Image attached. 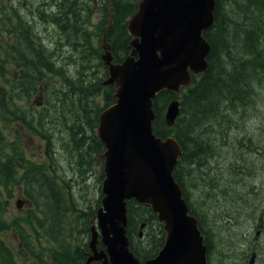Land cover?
I'll list each match as a JSON object with an SVG mask.
<instances>
[{
    "label": "trees",
    "instance_id": "1",
    "mask_svg": "<svg viewBox=\"0 0 264 264\" xmlns=\"http://www.w3.org/2000/svg\"><path fill=\"white\" fill-rule=\"evenodd\" d=\"M83 3L84 11L80 16L77 18L66 16L65 19L66 22L71 21L70 30L65 32L67 37L65 43L73 44L76 49L80 44L84 46L82 55L84 62L79 70L78 79H71L67 72L63 71L62 63L55 62L56 57L51 56L45 48L40 35L31 30V23L25 15L19 14L11 6L0 8V32L11 37L7 41L0 38V63L8 66L17 62L20 69L18 81L11 86V89H3L0 86V137L3 139V144L0 143L2 144L0 145V233L12 230L18 237V245H20L12 249L0 235V264H26L15 259L17 254L22 255L25 261L31 259L36 264H85L89 252L90 218L100 206L101 192L96 209H93L94 213L88 216L91 212L85 213L84 208L74 199L72 192L58 183L57 174L49 175L47 164L25 159V150L19 143L21 140L10 145L6 143L1 133L10 124L19 121V126L45 139L47 142L45 150L54 162L52 156L55 147L54 137L52 139L54 128L50 124H44V114L50 107L53 111L51 115L58 116L54 117L57 123L59 120L64 122L67 114L70 115L73 123L67 128L72 148L70 147L68 151L69 154L76 155L74 162L79 166L91 162V153H101L104 150V145L98 140L96 133L98 115L113 102L112 93L115 87L101 84L107 77L106 67L101 60L99 65L104 69L103 78L98 77L95 83L87 82V70L90 67L88 60L94 58V53L99 57L102 52V34L100 35L102 31L98 34L100 49H97V44L92 45L88 32H85V16L91 14L87 11L91 8L90 0H84ZM136 7L137 0L128 2L112 0L110 10L101 15L102 19L105 18V22H101L103 25L100 29L106 28V42L111 46L114 61H122L130 50L128 44L131 37L126 29V18ZM38 12L42 20L48 18L42 9ZM111 13L114 17L111 25L108 26ZM235 15H239L241 20H234ZM213 16V25L204 31L206 39L211 44L207 56V72L194 78L192 85L180 94L166 89L160 91L153 99L155 117L152 121V131L156 136L162 138L173 136L182 148V154L173 169V176L181 188L189 213L197 218L198 226L204 234L209 264H213L215 255L226 252L223 248L213 245L211 230L203 226L204 217L199 211V205H193L190 201L189 191L202 187L204 193L205 188L211 189L217 186L215 175L218 170H214L212 166L208 167V161L212 163L219 148L226 146L228 142L226 133L232 122L231 116L238 113L239 106H247L249 103L247 99L256 92L258 84L259 86L264 84L261 83L264 81V0H215ZM52 18L55 20L54 17ZM118 21L120 23L116 25ZM242 22L246 26L240 27ZM77 26H81L83 32L82 43L75 38L79 36ZM235 40L242 42L243 52L252 55L250 59L252 65L239 67L240 70L231 67L230 59L234 56L233 41ZM66 52L72 54L70 48ZM255 52H259L256 54V59L253 57ZM234 61L239 64L235 59ZM80 64L74 66L78 68ZM7 71L8 68L2 69L3 73ZM47 73L61 77L62 87L53 89V82L48 84L42 82ZM12 91H18V94L13 95ZM51 92H59L58 95L62 97L58 102L61 104L50 105ZM100 92L104 94L102 105L96 101V95ZM173 97L180 100V112L173 125L168 126L164 121V112ZM38 98L43 103L39 107L42 110L37 115H30L19 105V100L26 99V104L34 107V99L38 100ZM17 136V139L21 138L20 131ZM71 150L74 152L71 153ZM230 163L232 172L237 167V162ZM82 168L80 167V170ZM20 169H23V173L19 175ZM198 169L201 173L193 175ZM235 171L237 172L236 169ZM236 172L233 174L238 177ZM199 178L203 181L202 184L198 182ZM205 178L207 182L204 181ZM21 183L26 196L31 200L32 207L6 218L9 199L13 196V186ZM34 183L37 188L32 186ZM251 190L254 193L252 186ZM202 201L204 202V199ZM253 202L251 199L249 204ZM259 207L264 210V202ZM248 211L255 215L259 209L252 207ZM127 216L126 233L131 250L141 261L155 256L164 242L163 223L159 221L150 205L140 204L134 199L127 200ZM83 217L85 220L81 221ZM262 220H264V212L257 225L261 230L264 229ZM150 221L156 222L157 235L149 233L150 226L152 228ZM142 223H144L142 236H139ZM47 250L49 254L45 255ZM256 253L259 255L257 250ZM225 257L230 256L226 254ZM91 264H99V262Z\"/></svg>",
    "mask_w": 264,
    "mask_h": 264
},
{
    "label": "water",
    "instance_id": "2",
    "mask_svg": "<svg viewBox=\"0 0 264 264\" xmlns=\"http://www.w3.org/2000/svg\"><path fill=\"white\" fill-rule=\"evenodd\" d=\"M214 8L215 0H137L126 18L130 50L120 62L114 61L103 28L101 59L108 75L101 84L115 90L113 102L98 115L104 176L100 206L90 218L85 264H207L204 235L173 176L182 148L173 136H156L152 121L153 99L160 91L179 94L193 76L207 72L211 44L204 31L214 23ZM113 17L111 13L108 26ZM179 112V99L172 98L165 123L173 125ZM129 199L150 205L165 231L162 247L144 261L129 246ZM255 258L252 252L248 264Z\"/></svg>",
    "mask_w": 264,
    "mask_h": 264
},
{
    "label": "rangeland",
    "instance_id": "3",
    "mask_svg": "<svg viewBox=\"0 0 264 264\" xmlns=\"http://www.w3.org/2000/svg\"><path fill=\"white\" fill-rule=\"evenodd\" d=\"M38 1L43 0H22L16 2L17 5H20L19 8L26 13L20 12L19 14L25 15L29 20L32 26L31 30H34V32L40 35L44 46L49 44L52 46L53 44L58 45L59 52L61 53L60 62L62 63L63 71L67 72L71 79L80 78L79 70H81V65L84 62L82 56L84 46L80 44L77 47L79 51H77L76 46L73 44L66 45L67 43L65 42L67 41V37L65 32L70 30V27L66 26V28L61 30L60 34H55L54 27L50 24L47 25L46 20H42L40 13L37 10L32 9V15L29 8H31V4L35 7L38 4ZM122 1L128 2L130 0ZM100 3V0H91V6H94V13L85 16V32H88V37L92 45L97 44V49H100V47L98 48L100 41L98 34L100 31H102L100 34L103 33V29H100L103 25L101 22H105V18L102 19V14H99L98 11ZM48 16L50 17V20L53 19L51 15L48 14ZM233 18L234 20L237 19L236 21L241 20V18L239 19V15H235ZM62 21L64 22V25L68 23L65 19ZM119 23L120 21H118L116 25ZM45 25L47 26L45 27ZM244 25L246 26V24L242 22L240 27H243ZM76 30L78 31L79 36L75 38H78L77 41L82 43L83 32L81 26H77ZM3 40L7 41V38H4ZM59 41L60 43L58 44ZM27 46L30 49L28 44ZM69 48H71L72 54L66 52L69 51ZM233 53L235 57L232 55L233 58L230 59L232 63L231 67H233V69L240 70L239 67L243 68L247 65H252V62L250 61L252 55L242 51L241 41H233ZM257 53H253V57H255L254 59L257 58ZM234 59L239 64L235 63ZM88 61L90 67L87 70V82L95 83L98 80V77L103 78L102 75L104 69L99 65L100 58L97 57L95 53L94 58ZM55 62L57 63L59 61L56 60ZM75 64L80 65L76 68V66H74ZM249 69L250 67H248V70ZM42 82L46 84L53 82V89L61 88L63 83L61 77L53 76L51 73H47L46 78L43 79ZM261 83H264V81H261ZM58 93L59 92H51L50 105L61 104L58 100L62 96H59ZM103 96L104 94L102 92H100L99 95H96V101L99 105L103 104ZM25 100L26 99L19 100L20 107L28 111L30 115L39 114L42 110V108H39L41 106L36 107L34 105V107H32L31 105H27ZM247 100L249 101L247 106H239L237 110L238 113L231 116L232 122L228 126L226 133L228 139L226 146L222 149L221 147L219 148L214 156L215 159L213 158L215 162L213 161L211 163L208 161V167L212 166L214 170H218L217 175H215V183H217V186L211 189L205 188L204 193L202 192V187L197 190L189 191L190 201L193 205H199V211H201L202 216L204 217L202 221L203 226L211 230L210 234L212 235L213 245L220 249L223 248L226 252L225 254L215 255V258H213V264H248L251 252H256V250L259 252V255L256 256L254 264H264V229L261 230L259 228L261 230L260 234L258 236L255 235V231L258 229L257 225L260 216L264 212V210L259 207V205L264 202V84L260 86L258 84L256 92L252 93ZM52 113V109L48 107L46 114H44V124H50L54 128L52 136V139L54 137L53 142L55 144L54 152L52 154L54 162L49 158L45 150L47 144L45 139L40 138L32 131L25 129L23 126H19V123L17 122L13 123L11 134L13 137L18 138L17 134L18 131H20L22 136L20 139H16V141L21 140L19 143L25 150L24 158L28 161L47 164V172H50L49 175L57 174L58 183L65 187L66 190L72 192L74 199L80 207L84 208L85 213L88 214L91 212L88 214L89 216L94 213L93 209H96L97 199H99L100 196L101 182L104 176V161L101 160V153L103 151L96 154H94L95 152L91 153V162L79 166L74 162L76 160V155L73 156L72 154H69L68 151L70 147L72 148L67 128L73 123L70 119V115L67 114V118L64 122L59 120V123H57L54 120V117L58 116L51 115ZM73 152L74 151L71 150V153ZM232 161L237 162V167L235 168L237 172L235 169L232 172L230 171V162ZM80 167L83 168L80 170ZM233 172H236L238 177L234 176ZM21 173H23V169L19 170V175ZM200 173L201 170L198 169V171H194L193 175ZM210 177H212L211 174ZM206 178L208 179L207 176ZM206 178L204 181L207 182ZM198 182L200 184L203 183L200 178L198 179ZM32 186L37 188L35 183L32 184ZM251 186L254 189V193H252ZM12 193L13 196L9 199V210L5 214L6 218H10L13 214L24 212L28 207H32V204H30L31 200L26 196L22 183L20 185L15 184ZM19 199L20 203L19 207H17V201ZM202 199H204V202ZM251 199H253L254 202L251 203L253 205L248 209L251 205L249 204ZM246 201H248V203H245ZM252 207L256 210L259 209L255 215L248 211ZM243 208L244 210L242 211ZM74 220L75 219H73V221ZM80 220L84 221L85 218L83 217ZM150 224H152V228L150 226L151 232L149 233L157 235L158 229L156 222L150 221ZM0 235L12 249H16L20 246L18 245V237L12 230H8L6 233H0ZM48 254L49 251L47 250L45 255ZM226 254L230 257L226 258ZM21 256L17 254L15 255V259L17 261L26 262V264H36L34 261L32 262L31 259L25 261Z\"/></svg>",
    "mask_w": 264,
    "mask_h": 264
},
{
    "label": "flooded vegetation",
    "instance_id": "4",
    "mask_svg": "<svg viewBox=\"0 0 264 264\" xmlns=\"http://www.w3.org/2000/svg\"><path fill=\"white\" fill-rule=\"evenodd\" d=\"M19 1H22V0H6V1L0 0V8H3L4 6H6V7L11 6L12 8L16 9L19 13L20 12L25 13L22 11V9L19 8L20 5L16 4V2H19ZM100 1H101V3L99 5V10H98L99 14H102L103 12L110 10L112 0H100ZM83 2H84V0H47V1L43 0V1H38V4L35 7L31 4V8H29V11L32 14V12H31L32 9L37 10V11H39V9H42L47 16H48V14L49 15L51 14V16L54 17L55 20H52V19L50 20V17L48 16V18L46 19L47 25L50 24L51 26L54 27L55 34L56 33L60 34L61 30L66 28V26L71 27V23L69 21H68V23H66V25H64V22L62 20L66 19V16L76 17V18L78 16H80L82 11H84L83 9H84L85 5ZM90 4H91V0H90ZM87 11L92 12L91 14H93L94 13V6H91V8H89ZM85 13H86V11H85ZM28 17H29V14H28ZM47 25H45V27ZM0 38L1 39L7 38L9 40L11 39L10 36L3 34V32H0ZM59 43H60V41L58 42V44ZM45 48L48 49V51L51 53V56L56 57L57 61H59V62L61 61V53L59 52V47L57 44H53V46L49 44V45L45 46ZM51 50H52V52H51ZM3 66L4 65H1V63H0V69H1V71H0V86L3 89L9 90V89H11V86H13L18 81L20 69L18 68L17 62H14L8 66H4V67ZM4 68H8V71L5 73L2 72V69H4ZM9 75H11V77ZM17 90H18V88H17ZM12 92L14 93L13 95L18 94L17 93L18 91H12ZM16 122L19 123V121H16ZM12 126H13V123L10 124V126H8V129L6 128V129L2 130V132H1L2 135L4 136L6 143H8L10 145L17 142L16 141L17 137H13L11 134L12 133ZM2 141H3V139L0 141V143H2ZM2 144H0V145H2ZM207 264H209L208 257H207Z\"/></svg>",
    "mask_w": 264,
    "mask_h": 264
},
{
    "label": "bare ground",
    "instance_id": "5",
    "mask_svg": "<svg viewBox=\"0 0 264 264\" xmlns=\"http://www.w3.org/2000/svg\"><path fill=\"white\" fill-rule=\"evenodd\" d=\"M22 4V3H21ZM37 8V7H36ZM57 9V8H56ZM51 15V14H50ZM50 26V25H49ZM36 28V27H35ZM44 32V31H43ZM67 45V44H66Z\"/></svg>",
    "mask_w": 264,
    "mask_h": 264
}]
</instances>
